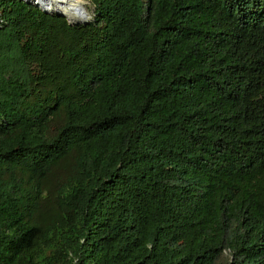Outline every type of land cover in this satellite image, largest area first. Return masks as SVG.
I'll return each instance as SVG.
<instances>
[{
  "label": "trees",
  "instance_id": "obj_1",
  "mask_svg": "<svg viewBox=\"0 0 264 264\" xmlns=\"http://www.w3.org/2000/svg\"><path fill=\"white\" fill-rule=\"evenodd\" d=\"M0 0V264H264V0Z\"/></svg>",
  "mask_w": 264,
  "mask_h": 264
},
{
  "label": "bare ground",
  "instance_id": "obj_2",
  "mask_svg": "<svg viewBox=\"0 0 264 264\" xmlns=\"http://www.w3.org/2000/svg\"><path fill=\"white\" fill-rule=\"evenodd\" d=\"M49 12L64 15L72 24L87 23L90 19L84 10L83 0H27Z\"/></svg>",
  "mask_w": 264,
  "mask_h": 264
},
{
  "label": "rangeland",
  "instance_id": "obj_3",
  "mask_svg": "<svg viewBox=\"0 0 264 264\" xmlns=\"http://www.w3.org/2000/svg\"><path fill=\"white\" fill-rule=\"evenodd\" d=\"M83 1H84V10H86V12L88 13L90 17L89 19L90 22L95 17V7L91 4L90 0H83Z\"/></svg>",
  "mask_w": 264,
  "mask_h": 264
},
{
  "label": "water",
  "instance_id": "obj_4",
  "mask_svg": "<svg viewBox=\"0 0 264 264\" xmlns=\"http://www.w3.org/2000/svg\"><path fill=\"white\" fill-rule=\"evenodd\" d=\"M34 4V3H33ZM35 5H37V4H35ZM38 6V5H37ZM41 7V6H40ZM42 9H44L43 7H41ZM45 10V9H44ZM64 16V15H63ZM67 18V17H66ZM67 20H68V22H69V24H72L70 21H69V19L67 18ZM73 25V24H72Z\"/></svg>",
  "mask_w": 264,
  "mask_h": 264
}]
</instances>
